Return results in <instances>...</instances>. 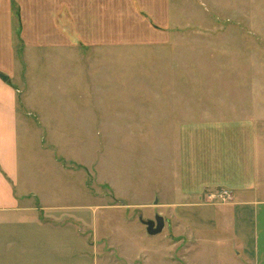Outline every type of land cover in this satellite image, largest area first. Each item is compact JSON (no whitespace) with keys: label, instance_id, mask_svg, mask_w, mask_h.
Listing matches in <instances>:
<instances>
[{"label":"rangeland","instance_id":"1","mask_svg":"<svg viewBox=\"0 0 264 264\" xmlns=\"http://www.w3.org/2000/svg\"><path fill=\"white\" fill-rule=\"evenodd\" d=\"M0 78L32 189L0 210V264H249L203 209L232 201L204 191L193 224L175 193L201 141L264 125V0H0Z\"/></svg>","mask_w":264,"mask_h":264},{"label":"crops","instance_id":"2","mask_svg":"<svg viewBox=\"0 0 264 264\" xmlns=\"http://www.w3.org/2000/svg\"><path fill=\"white\" fill-rule=\"evenodd\" d=\"M3 112L10 139L9 145L0 150V210H10L20 208L32 189L25 184L24 193L18 192L22 163L17 95L16 90L0 78V123ZM255 121L235 120L229 134H211L201 141L205 146L198 152L201 154L197 161H190V156L185 154V161L178 169L175 194L189 202L184 209L187 222L195 224L190 215L195 216L199 210L195 206L204 191L230 188L234 197L229 205L215 208L211 206L213 203H204L203 209L210 211V218L217 221L218 216L220 223L230 228L239 245L237 253L246 262L264 264V125L258 127ZM210 152L209 161L202 160L201 155Z\"/></svg>","mask_w":264,"mask_h":264},{"label":"water","instance_id":"3","mask_svg":"<svg viewBox=\"0 0 264 264\" xmlns=\"http://www.w3.org/2000/svg\"><path fill=\"white\" fill-rule=\"evenodd\" d=\"M3 79L7 80V76H2ZM157 203V199L155 201ZM141 222L146 226V230L149 235L151 236H157L163 232L165 229V218L162 215H156L155 219H141Z\"/></svg>","mask_w":264,"mask_h":264},{"label":"built area","instance_id":"4","mask_svg":"<svg viewBox=\"0 0 264 264\" xmlns=\"http://www.w3.org/2000/svg\"><path fill=\"white\" fill-rule=\"evenodd\" d=\"M210 195L208 196V198H210L211 200L217 199L218 201L221 202H228V201H232L233 200V191L227 188H222L219 189L217 192H212L209 193Z\"/></svg>","mask_w":264,"mask_h":264}]
</instances>
